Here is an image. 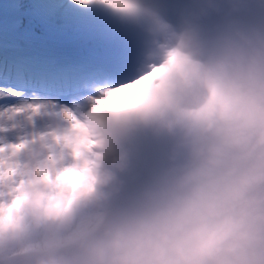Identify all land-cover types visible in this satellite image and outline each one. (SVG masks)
I'll use <instances>...</instances> for the list:
<instances>
[{
	"label": "clouds",
	"instance_id": "1",
	"mask_svg": "<svg viewBox=\"0 0 264 264\" xmlns=\"http://www.w3.org/2000/svg\"><path fill=\"white\" fill-rule=\"evenodd\" d=\"M122 2L128 67L19 118L0 264H264V0ZM142 131L172 141L168 167L113 207Z\"/></svg>",
	"mask_w": 264,
	"mask_h": 264
},
{
	"label": "snow or ice",
	"instance_id": "2",
	"mask_svg": "<svg viewBox=\"0 0 264 264\" xmlns=\"http://www.w3.org/2000/svg\"><path fill=\"white\" fill-rule=\"evenodd\" d=\"M74 2L81 6L99 3L116 10H126L129 7L122 0H74ZM113 75H119V73ZM29 79L30 73L22 65L5 67L0 64V100L17 99L22 101L0 111V179H2L5 170L6 158L9 155L15 156L26 147L25 142L5 143L8 136H14L16 133L19 118L30 113L29 118L34 120L35 116L47 106V102L58 106H67L70 109L74 102L83 101L85 97H88L90 89L97 82V79L70 75L50 85L56 91L57 99H41L35 91L31 93V98L27 95ZM12 174V170H8L7 175L11 176ZM2 195L3 192L0 190V196Z\"/></svg>",
	"mask_w": 264,
	"mask_h": 264
},
{
	"label": "bare ground",
	"instance_id": "3",
	"mask_svg": "<svg viewBox=\"0 0 264 264\" xmlns=\"http://www.w3.org/2000/svg\"><path fill=\"white\" fill-rule=\"evenodd\" d=\"M70 1H72V3H73V6H77V7H80V8H83V7H85V6H81V5H78V4H76L75 2H74V0H70ZM70 1L69 0H59V3H58V6H64V4H66V3H70ZM58 6H57V8H58ZM74 13V12H73ZM63 14H67V12H64ZM71 14V13H70ZM59 15H61V14H59ZM54 16L55 17H57L56 15H55V13H54ZM7 105H4L3 107H1L0 108V110H2L3 108H5ZM15 142V141H14ZM139 160V159H138ZM137 164H138V162H135L134 160H133V164H132V166H131V168H130V171H129V174L131 175V174H133L135 171H137Z\"/></svg>",
	"mask_w": 264,
	"mask_h": 264
},
{
	"label": "rangeland",
	"instance_id": "4",
	"mask_svg": "<svg viewBox=\"0 0 264 264\" xmlns=\"http://www.w3.org/2000/svg\"><path fill=\"white\" fill-rule=\"evenodd\" d=\"M65 6H66V5H65ZM60 8H61V6L59 7V9H58L57 12H59ZM11 105H16V104H11ZM8 106H10V105H8ZM8 106H6L3 110H5ZM3 110H2V111H3Z\"/></svg>",
	"mask_w": 264,
	"mask_h": 264
}]
</instances>
